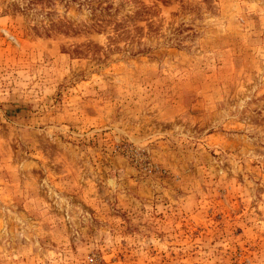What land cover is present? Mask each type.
I'll list each match as a JSON object with an SVG mask.
<instances>
[{
	"label": "rangeland",
	"instance_id": "1",
	"mask_svg": "<svg viewBox=\"0 0 264 264\" xmlns=\"http://www.w3.org/2000/svg\"><path fill=\"white\" fill-rule=\"evenodd\" d=\"M0 264H264V0H0Z\"/></svg>",
	"mask_w": 264,
	"mask_h": 264
}]
</instances>
